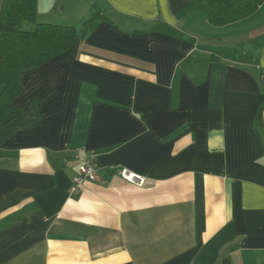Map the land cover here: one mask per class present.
I'll return each mask as SVG.
<instances>
[{
    "label": "crops",
    "instance_id": "1",
    "mask_svg": "<svg viewBox=\"0 0 264 264\" xmlns=\"http://www.w3.org/2000/svg\"><path fill=\"white\" fill-rule=\"evenodd\" d=\"M37 1L77 39L0 79V264H264V4ZM78 153L100 182L72 194Z\"/></svg>",
    "mask_w": 264,
    "mask_h": 264
},
{
    "label": "trees",
    "instance_id": "2",
    "mask_svg": "<svg viewBox=\"0 0 264 264\" xmlns=\"http://www.w3.org/2000/svg\"><path fill=\"white\" fill-rule=\"evenodd\" d=\"M205 4L214 27H225L254 15L264 0H187ZM37 0H2L0 7V79L4 97L20 94L21 73L67 53L76 42L73 26L39 22ZM33 24L32 27L25 26Z\"/></svg>",
    "mask_w": 264,
    "mask_h": 264
},
{
    "label": "built area",
    "instance_id": "3",
    "mask_svg": "<svg viewBox=\"0 0 264 264\" xmlns=\"http://www.w3.org/2000/svg\"><path fill=\"white\" fill-rule=\"evenodd\" d=\"M77 159L79 160L80 164L78 167V173L73 178L72 186L70 189L72 194L77 193L81 186L86 182H100L96 155L94 153H78ZM119 175L126 181L133 184L143 185L145 181L144 178L130 173L127 169H122L119 172Z\"/></svg>",
    "mask_w": 264,
    "mask_h": 264
},
{
    "label": "rangeland",
    "instance_id": "4",
    "mask_svg": "<svg viewBox=\"0 0 264 264\" xmlns=\"http://www.w3.org/2000/svg\"><path fill=\"white\" fill-rule=\"evenodd\" d=\"M25 26H26V27H27V26H30V27H32V26H33V24H30V23H29V24H27V25H25Z\"/></svg>",
    "mask_w": 264,
    "mask_h": 264
}]
</instances>
